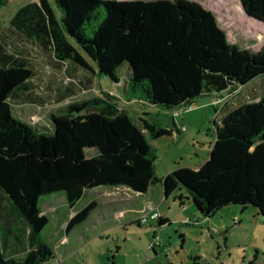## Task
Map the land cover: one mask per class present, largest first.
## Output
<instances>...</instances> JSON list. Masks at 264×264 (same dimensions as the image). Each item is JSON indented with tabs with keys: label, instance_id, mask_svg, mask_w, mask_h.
Segmentation results:
<instances>
[{
	"label": "trees",
	"instance_id": "obj_1",
	"mask_svg": "<svg viewBox=\"0 0 264 264\" xmlns=\"http://www.w3.org/2000/svg\"><path fill=\"white\" fill-rule=\"evenodd\" d=\"M238 2L245 16L264 25V0ZM7 4L0 0V7ZM226 49L213 14L187 0H37L0 25V264L54 260L42 237L49 220L38 204L55 193H63L72 209L89 190L126 187L145 195L160 182L164 198L185 189L203 219L227 201L250 204V195L264 216V189L258 183L264 179V95L214 121L213 147L204 165L176 168L162 180L155 176L151 141L171 132L143 118L137 124L113 94L99 90L60 110L52 117L51 134L15 119L11 111L12 106L61 104L92 91L101 77L131 100L166 110L189 108L202 96L237 87L234 72L209 68ZM124 64L125 82L119 77ZM45 69L65 81L62 90L43 86ZM253 70L245 66L241 77L258 76ZM87 149L96 152L88 157ZM189 198L176 199L183 206ZM96 207L91 201L76 212L65 235ZM157 222L162 226L167 220Z\"/></svg>",
	"mask_w": 264,
	"mask_h": 264
},
{
	"label": "rangeland",
	"instance_id": "obj_2",
	"mask_svg": "<svg viewBox=\"0 0 264 264\" xmlns=\"http://www.w3.org/2000/svg\"><path fill=\"white\" fill-rule=\"evenodd\" d=\"M32 1L37 0H8L6 7H0L2 25H7L20 6ZM187 1L198 3L210 11L217 27L226 36L227 49L210 62L209 68L234 72L240 80L233 91L241 85L253 87V82L256 88L254 92L249 90L239 97L219 98L220 104L210 96H202L192 107L166 110L131 100L121 88L101 77L100 80H95L92 91L81 93L58 105L42 108L35 105L12 106V115L38 132L51 134L54 130V115L68 105L87 101L98 95L99 90H103L115 95L119 100V108L125 110L137 124L143 118L171 132L169 136L151 141L156 157L155 176L158 180H162L176 168H200L211 154L214 142L213 123H217L218 118L224 114V110H217L224 107L227 111L264 95V88L260 85L264 80L260 75L264 73V25L245 16L238 0ZM250 65L252 70L255 69L253 71L257 70L258 76L241 77L244 67ZM127 72L128 66L124 64L119 69V77L124 82ZM40 78L43 86L50 85L53 89L62 90L65 85V81L46 69L42 70ZM94 152L95 149L85 150L88 157ZM258 183L264 189V179ZM127 190L129 191L126 187H101L86 191L74 209H69L64 204L63 193L41 198L38 209L49 220L43 236L54 254V260L45 264H264V216L255 207V196L250 195V204L246 205L227 201L212 217L203 219L197 214L189 194L183 188L167 198L163 196L160 182L153 184L145 195L132 192L130 196ZM112 192L123 195L125 207L136 211L144 208L146 211L134 216L137 219L132 222L128 219L131 214L116 213L124 207L120 206L115 212L106 209ZM177 196L189 199H184V205L180 206ZM91 201L98 202L99 209L82 228L64 240L70 211L78 212ZM49 204L52 205L51 209L49 213H45ZM150 204H154L152 209ZM153 212H158L167 223L159 226L157 220H150L149 215ZM141 218L147 219V222L139 223ZM100 221V225L105 228H100L97 235L91 236L94 232L92 224L99 228ZM2 226L0 219L1 234ZM87 236L89 239L86 240Z\"/></svg>",
	"mask_w": 264,
	"mask_h": 264
},
{
	"label": "crops",
	"instance_id": "obj_3",
	"mask_svg": "<svg viewBox=\"0 0 264 264\" xmlns=\"http://www.w3.org/2000/svg\"><path fill=\"white\" fill-rule=\"evenodd\" d=\"M32 2H34V1H32ZM23 6V5H22ZM21 7V6H20ZM19 7V8H20ZM14 14V13H13ZM9 22V21H8ZM8 24V23H7ZM0 25L1 26H4V25H2V22H0ZM255 82V81H254ZM251 84H253L254 86V89H253V87H249L248 85H241V86H239L238 87V89L236 90V91H225V92H223V93H221V94H219V95H216V94H212V95H209L213 100H215V99H219V98H223V99H226V97H230V96H237V97H239V96H242L243 95V92H246V91H249V92H254L255 91V83H251ZM261 87L263 86V88H264V80L261 82ZM259 85V83H258V86H260ZM246 88H248V89H246ZM258 100V99H257ZM254 101H256V100H254ZM243 104V103H242ZM241 105V104H240ZM237 106H239V105H237ZM237 106H235V107H237ZM225 107L227 108V105L225 104ZM235 107H233V108H235ZM220 110H224L223 111V113H225V109H224V107H221V108H219L218 110H217V112L218 111H220ZM197 169V168H196ZM99 188H101V187H99ZM109 188H111V187H109ZM96 189H98V188H96ZM93 190H95V189H93ZM130 196H131V194H132V190H130L129 189V191L127 190L126 191ZM127 193H126V195H127ZM133 193H136V192H133ZM56 194V193H55ZM138 194V193H137ZM53 195V194H52ZM106 195H107V192H106ZM110 195H111V199H110V202L107 204V205H109V207L108 208H106V209H110V210H112V212H115L116 211V209H118V208H120V206H122V207H124L121 211H118V212H116L118 215H123L125 212H127V213H129V214H131V216L130 217H128V219H130V221H132V222H135L136 221V219L134 218V216H136V215H140L141 213H144L146 210L143 208V209H140L139 211H136V210H134L133 208H129L128 206H124L125 205V203H123V202H125V201H123V199H122V197H123V195H121V194H118V193H115V192H112V193H110ZM49 196V195H48ZM120 196V197H119ZM43 197H45V196H43ZM43 197H41V198H43ZM40 198V199H41ZM125 199H126V197H125ZM39 203H40V200H39ZM64 204L65 205H67V202H66V199H65V202H64ZM49 207H46V210H45V213H49V210L51 209V204H49L48 205ZM68 206V205H67ZM76 206V205H75ZM75 206L72 208V209H74L75 208ZM99 206H100V204L97 202V207L90 213V215H89V217L83 222V223H81V224H79V225H77L71 232H70V234L68 235V236H71L76 230H78V229H80V228H82L84 225H85V223H87L90 219H91V216L99 209ZM154 207V204H153V206L150 204V209H152ZM70 209V208H69ZM76 213V210H73V211H70V216L68 217L69 219L71 218V217H73L74 216V214ZM161 218L162 219H165L163 216H161ZM68 219V220H69ZM101 219H103V217L101 216ZM100 223H101V221L99 222V226H101V227H97L96 226V224H92V228H93V230H94V232L91 234V236H94V235H97L99 232H100V228H102V229H104L105 228V226L104 225H100ZM88 232V231H87ZM65 234V233H64ZM87 234V233H86ZM65 237H64V240L65 239H67L66 237H68V236H66V235H64ZM42 237H43V240H44V236H43V232H42ZM87 239H89L88 238V236L86 237V240ZM44 242H45V240H44Z\"/></svg>",
	"mask_w": 264,
	"mask_h": 264
},
{
	"label": "built area",
	"instance_id": "obj_4",
	"mask_svg": "<svg viewBox=\"0 0 264 264\" xmlns=\"http://www.w3.org/2000/svg\"><path fill=\"white\" fill-rule=\"evenodd\" d=\"M214 102H219L220 104V100L219 99H215ZM161 218L160 214L158 212H153L151 215H149V219L150 220H159ZM139 223L142 221L143 223L147 222V219L145 218H141L140 220H138Z\"/></svg>",
	"mask_w": 264,
	"mask_h": 264
},
{
	"label": "water",
	"instance_id": "obj_5",
	"mask_svg": "<svg viewBox=\"0 0 264 264\" xmlns=\"http://www.w3.org/2000/svg\"><path fill=\"white\" fill-rule=\"evenodd\" d=\"M242 8V7H241Z\"/></svg>",
	"mask_w": 264,
	"mask_h": 264
}]
</instances>
